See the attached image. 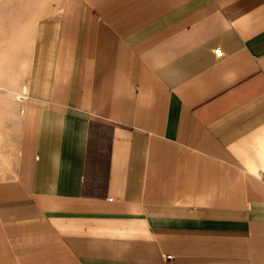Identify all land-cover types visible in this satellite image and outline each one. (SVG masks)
<instances>
[{
	"label": "crops",
	"instance_id": "1",
	"mask_svg": "<svg viewBox=\"0 0 264 264\" xmlns=\"http://www.w3.org/2000/svg\"><path fill=\"white\" fill-rule=\"evenodd\" d=\"M20 61L0 264H264V0H62Z\"/></svg>",
	"mask_w": 264,
	"mask_h": 264
},
{
	"label": "rangeland",
	"instance_id": "2",
	"mask_svg": "<svg viewBox=\"0 0 264 264\" xmlns=\"http://www.w3.org/2000/svg\"><path fill=\"white\" fill-rule=\"evenodd\" d=\"M62 0H0V74L11 78L15 73L17 57L24 59L31 47L33 30L38 20L57 13ZM13 79V78H12ZM0 92H7L1 91ZM1 109V108H0ZM8 132L11 121L7 120Z\"/></svg>",
	"mask_w": 264,
	"mask_h": 264
},
{
	"label": "built area",
	"instance_id": "3",
	"mask_svg": "<svg viewBox=\"0 0 264 264\" xmlns=\"http://www.w3.org/2000/svg\"><path fill=\"white\" fill-rule=\"evenodd\" d=\"M163 257H164L165 260H167V259L172 258L173 254H164Z\"/></svg>",
	"mask_w": 264,
	"mask_h": 264
}]
</instances>
